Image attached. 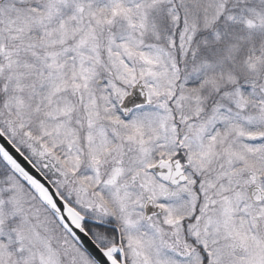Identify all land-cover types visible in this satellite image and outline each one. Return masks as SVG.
<instances>
[{"label": "snow or ice", "instance_id": "6c2138e0", "mask_svg": "<svg viewBox=\"0 0 264 264\" xmlns=\"http://www.w3.org/2000/svg\"><path fill=\"white\" fill-rule=\"evenodd\" d=\"M0 264H264V0H0Z\"/></svg>", "mask_w": 264, "mask_h": 264}]
</instances>
